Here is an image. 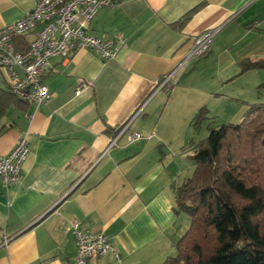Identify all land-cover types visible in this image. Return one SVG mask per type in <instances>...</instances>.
<instances>
[{"label": "crops", "instance_id": "crops-1", "mask_svg": "<svg viewBox=\"0 0 264 264\" xmlns=\"http://www.w3.org/2000/svg\"><path fill=\"white\" fill-rule=\"evenodd\" d=\"M36 1L0 0V28ZM113 1L87 33H121L127 44L115 58L103 62L82 49L51 59L43 78L49 98L41 105L12 102L0 118V157L21 139L29 148L21 183L0 185V264H74L75 242L66 231L73 222L109 237L111 251L89 264H164L190 225L175 212V192L193 173L188 157L198 144L189 132L198 131L194 118L207 110L193 77L215 66L225 80L242 61L264 58V0ZM214 28L220 30L209 53L180 71L170 92L157 91L192 39ZM39 30L19 39L18 50ZM254 71L239 75L256 77ZM79 80L86 86L75 95ZM129 123L128 132L142 138L128 142L123 134L111 146Z\"/></svg>", "mask_w": 264, "mask_h": 264}, {"label": "trees", "instance_id": "trees-1", "mask_svg": "<svg viewBox=\"0 0 264 264\" xmlns=\"http://www.w3.org/2000/svg\"><path fill=\"white\" fill-rule=\"evenodd\" d=\"M239 67L240 74L264 70V58ZM12 102L21 101L0 92V118ZM206 117L201 109L193 127ZM188 159L194 170L176 189L175 212L190 225L164 264H264V104L251 105L237 124L210 128Z\"/></svg>", "mask_w": 264, "mask_h": 264}, {"label": "built area", "instance_id": "built-area-1", "mask_svg": "<svg viewBox=\"0 0 264 264\" xmlns=\"http://www.w3.org/2000/svg\"><path fill=\"white\" fill-rule=\"evenodd\" d=\"M115 7L113 0H37L33 8L18 20L0 28V88L9 92L16 100L41 105L49 98L43 83L49 62L53 58L68 59L75 50H90L103 62L115 58L127 41L119 32L102 37L91 36L87 26L101 9ZM40 26L34 39L24 51H19L16 42ZM220 28L206 30L194 37L184 59L156 83L157 91L170 92L176 85V75L185 67L203 57ZM86 84L79 80L75 88L78 95ZM131 123V122H130ZM129 124L120 129L116 140L123 134L128 142L138 141V132H128ZM29 156L25 139L19 140L14 148L0 157V185L8 190L21 183L22 167ZM75 242L74 264H89L111 251L109 237L104 233H88L73 222L66 229Z\"/></svg>", "mask_w": 264, "mask_h": 264}, {"label": "rangeland", "instance_id": "rangeland-1", "mask_svg": "<svg viewBox=\"0 0 264 264\" xmlns=\"http://www.w3.org/2000/svg\"><path fill=\"white\" fill-rule=\"evenodd\" d=\"M199 62V61H198ZM215 66H205L193 77L192 85L201 102L209 111L210 121H205L197 128L198 131L190 129L189 141L199 144L207 136V127L218 124H237L241 122L251 105L264 104V70L254 71L252 75L236 76L221 79L216 72ZM210 87H205L206 85ZM212 93L210 98L202 93ZM191 156V154H190Z\"/></svg>", "mask_w": 264, "mask_h": 264}]
</instances>
